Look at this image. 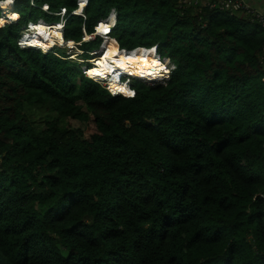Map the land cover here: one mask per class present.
<instances>
[{
  "label": "trees",
  "instance_id": "1",
  "mask_svg": "<svg viewBox=\"0 0 264 264\" xmlns=\"http://www.w3.org/2000/svg\"><path fill=\"white\" fill-rule=\"evenodd\" d=\"M21 2L0 26V264H264V23L181 0H89L83 15ZM62 7L66 39L115 9L122 50L157 48L176 69L112 96L19 45Z\"/></svg>",
  "mask_w": 264,
  "mask_h": 264
},
{
  "label": "bare ground",
  "instance_id": "2",
  "mask_svg": "<svg viewBox=\"0 0 264 264\" xmlns=\"http://www.w3.org/2000/svg\"><path fill=\"white\" fill-rule=\"evenodd\" d=\"M79 1V7L82 4V0ZM89 0H86V4ZM11 2L3 3V9L7 11L9 17H10V4ZM85 4V6H86ZM85 6H82L83 8ZM79 8V12L82 11L83 8ZM77 10V11H78ZM13 20L17 19V13L11 15ZM6 20V19H3ZM115 16H111L107 21H103L101 25H99V32L105 33L108 28L112 27L115 23ZM2 21V20H1ZM43 21V20H42ZM38 22L35 23L33 26H31V39L35 41L37 44H32L29 40H27V45L24 44L25 37L22 40V45L24 46H31L37 49H43L47 52H50V49L52 45H54L55 42H58L61 47H64V29L63 32L61 29L63 28L61 26V23H54V24H47L46 22ZM36 33V34H35ZM34 35V36H33ZM54 39V40H53ZM86 40H89L87 38ZM116 42L115 40H107L108 42ZM104 46V50L100 52L101 56L98 57V61L96 64H94L93 68L89 71L90 75L97 76L99 79H105L109 75H113L114 77H117L116 80H113V78L110 79V86L113 87L114 92H123L125 95L130 94V88L127 89V92L125 91L124 86L119 85L120 81V75L122 73H125L126 75L135 76L143 81H159L162 78L161 72L164 71V69H168L167 64L160 60L158 57L156 51H150V50H141L139 48H136L134 50H131L130 52H122L118 48L112 49L113 46L106 44ZM73 42L70 40V45L68 47L73 48ZM111 44V43H110ZM147 49V48H145ZM153 49V48H152ZM156 50V49H155ZM102 79V80H103ZM116 79V78H114ZM113 80V81H112ZM125 85V84H124ZM125 87H129V85H126ZM117 89V90H116Z\"/></svg>",
  "mask_w": 264,
  "mask_h": 264
},
{
  "label": "clouds",
  "instance_id": "3",
  "mask_svg": "<svg viewBox=\"0 0 264 264\" xmlns=\"http://www.w3.org/2000/svg\"><path fill=\"white\" fill-rule=\"evenodd\" d=\"M1 1H4V0H0V2ZM17 1V0H16ZM16 1H14V2H16ZM29 3H30V1H28ZM77 4H78V9H79V3H78V0H77ZM87 6H85L83 9H82V11L81 12H78L79 10L78 9H76V10H74V11H72L71 12V14H77V15H83L84 14V10H85V8H86ZM11 10H10V17H9V15H8V13H7V11H5L4 9H3V7H1L0 6V10H1V15H0V21L1 20H3V19H6V22L5 23H0V26H3V25H5L6 23H8V22H12V23H16V22H19V20H20V14L16 11V5L14 4L13 5V7H9ZM63 8L64 7H62L61 8V10L60 11H58V12H63L64 10H63ZM44 10V9H43ZM78 10V11H77ZM45 11H47V10H45ZM65 11L67 12L66 13V15H65V17H64V19L63 18H61V16L60 15H58L59 16V18H60V20H59V22H57V23H61L62 25H63V29H64V39H65V44H64V47H61L60 46V44L59 43H57V42H55L54 43V45H52V47H51V49H50V52H47V51H45V50H43V49H38V50H41L42 52H46V53H54V54H56L58 57H61V58H65L66 60H72V61H75V62H78L79 64H80V67L82 68V73L85 75V76H87V77H89L90 79H92L93 81H95L96 83H99L102 87H104L105 89H107L108 90V92L112 95V96H119V95H122V96H124V97H126V98H131V97H133L134 95H135V89L133 88V86H132V84L131 83H128V85H129V88H130V91H133V94L132 95H125L123 92H113V90H112V88H111V86H110V79H111V76L109 75L106 79H104V80H102V79H99L97 76H91L90 74H89V71L93 68V66H94V64H96V62L98 61V57H100L101 56V54H98L97 52H100L101 53V51H103L104 50V46H103V44H104V42H105V40L107 39V38H111V39H114L115 41H117L114 37H112L111 36V34H112V31H113V28L115 27V25H116V23H117V12H116V10L115 9H113L112 11H111V13L108 15V17L105 19V20H102V21H100V22H98V24L95 26V30H94V32L93 33H87L86 31H85V33H84V35H83V37H82V40L80 41V42H76V41H74V40H72V42L74 43L73 44V48H70L69 49V44H70V39H66V37H65V23H66V20H67V17H68V15H69V11L65 8ZM15 13H18L19 14V18L18 19H16V20H13L12 19V17H11V15H13V14H15ZM57 13V12H56ZM115 14V23H114V25L112 26V27H110V28H108L109 30V32L107 31H104L105 33H101V32H99V30H97V27H99V25H101V23L103 22V21H107L111 16H113ZM57 15V14H56ZM41 20H44V19H39L37 22H34L33 23V21H30L26 26H27V31H24V32H22V35H21V37H20V39H19V45L21 46V47H23V48H33V49H37V48H34V47H31V46H24V45H22V40L24 39V37H25V35L27 34V33H30L31 31H33L32 29H31V26H33L35 23H38V22H40ZM47 24H54V23H49V22H47L46 20H44ZM26 28V27H25ZM93 35V36H92ZM99 35H101L102 36V42H101V44H100V47L99 48H96V49H93L92 51H88V50H86V49H84L81 45H82V43H84V42H90V41H93V40H96L97 39V37L99 36ZM85 37H89V40H86L85 39ZM117 43H118V48H119V50L120 51H122V52H130L131 50H122L121 48H120V44H119V42L117 41ZM78 45V46H77ZM56 48H61V49H63V50H65L66 51V54H65V56H62V55H60V52H55V49ZM153 49H156V53H157V55H158V57L161 59V61H163V62H165V60H167L168 61V64H167V66H168V69H171L172 71H170V75L172 74V72L176 69V65H175V63H173L169 58H162L161 57V55L158 53V51H157V48H153ZM134 50V49H133ZM67 51H72V52H70V53H68ZM96 52V53H95ZM91 65V66H88V65ZM175 66V68H172V66ZM80 68V69H81ZM123 78H125V79H131V80H137V81H140V82H144V83H150V84H154V83H162V82H160V81H143L142 79H140V78H138V77H135V76H130V75H126L125 73H122L121 75H120V78H119V81L123 84L124 82L122 81V79Z\"/></svg>",
  "mask_w": 264,
  "mask_h": 264
},
{
  "label": "built area",
  "instance_id": "4",
  "mask_svg": "<svg viewBox=\"0 0 264 264\" xmlns=\"http://www.w3.org/2000/svg\"><path fill=\"white\" fill-rule=\"evenodd\" d=\"M14 1H16V0H4V1H1L0 2V6L3 7L2 4L4 2L5 3L11 2L9 4V6L13 7V5L15 4ZM29 1H30V5L31 6H33V7L38 6L37 0H29ZM78 3H79V1H78ZM88 3H89V1H88ZM88 3L86 4V6L88 5ZM180 5H183V7H185V8L199 7L200 11L202 10V7L205 6V7H209L211 10L212 9H217L219 11L230 12V13L247 12L250 15H252V19L256 18L257 20H259V21L264 23V15L258 13L257 16H256L255 15L256 14L255 10H253L252 7L249 5V3H247L245 0H181ZM42 9L47 10V7L43 6ZM63 10H64L63 12H57L56 13L57 15H60L61 18H64L66 13H67L65 11V8H63ZM97 30H99V27H97ZM108 30L109 29H107L106 32ZM86 38H89V37H85V39ZM109 39H111V38H107L105 40L103 46H105L106 41L109 40ZM165 63H168V61L165 60ZM172 68H175V66L173 65ZM170 71H172V70L171 69H164V71L161 72V74L163 76H162V78L159 81L164 83V81L168 80L169 77H170ZM132 94H133V91H130V95H132Z\"/></svg>",
  "mask_w": 264,
  "mask_h": 264
},
{
  "label": "rangeland",
  "instance_id": "5",
  "mask_svg": "<svg viewBox=\"0 0 264 264\" xmlns=\"http://www.w3.org/2000/svg\"><path fill=\"white\" fill-rule=\"evenodd\" d=\"M29 0H22V2L20 3L22 6H25L26 4L25 3H27ZM83 4H86V0H85V2L83 1ZM15 5L17 6V4H16V2H15ZM44 6H46L47 7V12L50 10L49 9V6L48 5H44ZM83 8V7H82ZM79 12V11H78ZM256 12V16H257V14L258 13H260V12H257V11H255ZM249 14V13H248ZM260 14H262V13H260ZM263 15V14H262ZM114 16H115V14H114ZM39 18H43V19H45V20H58L59 18L58 17H56V18H49L48 16H46L45 14H40L39 15ZM64 19V18H63ZM6 21V20H5ZM47 21V22H48ZM43 22V21H42ZM33 23H34V19H33ZM27 25V24H26ZM61 26L63 27V25L61 24ZM24 31H27V26H26V28L24 29ZM23 31V32H24ZM61 31L63 32V28L61 29ZM36 34V33H35ZM31 33H27L26 35H25V42L27 41V40H29L30 42H32V44H37L35 41H33V39H31ZM34 36V35H33ZM54 40V39H53ZM58 43V42H57ZM64 43H65V39H64ZM25 44V43H24ZM70 45V44H69ZM110 45V44H109ZM78 46V45H77ZM69 49H70V47H69ZM112 49H115V47H113ZM55 52H57L58 53V48H56L55 49ZM68 53H70V52H72V51H67ZM66 54V51L65 50H63V51H60V54L62 55V54ZM100 54V53H99ZM161 60V59H160ZM72 62H74L75 64H76V66H78V67H80V64L78 63V62H75V61H72ZM88 66H91L90 64L88 65ZM81 68V67H80ZM93 69H96V68H93ZM81 70H82V68H81ZM111 76V78H113V80H116V82H117V77H114L113 75H110ZM114 78H116V79H114ZM103 79V78H102ZM104 79H105V77H104ZM103 79V80H104ZM112 80V81H113ZM122 81L124 82L123 84H125V85H128V83H131L132 85H136V82L135 81H133V80H131V79H125V78H123L122 79ZM78 83V82H77ZM120 84H122L121 82H119ZM164 83H165V81H164ZM111 84V83H110ZM114 87V86H113ZM113 87L111 86V88H112V90H113ZM124 88H125V91L124 92H127V89L129 90V87H125L124 86ZM117 90V89H116ZM34 110V115L36 116V117H39V116H41V115H43V113L40 111V109H38V108H34L33 109ZM70 123H71V125L72 126H75V127H82V128H86V125L88 124L87 122H82V121H79L78 119H71L70 120ZM35 125H36V127L38 126V128L40 129V130H42V129H45L46 127H47V125H46V123H34Z\"/></svg>",
  "mask_w": 264,
  "mask_h": 264
},
{
  "label": "crops",
  "instance_id": "6",
  "mask_svg": "<svg viewBox=\"0 0 264 264\" xmlns=\"http://www.w3.org/2000/svg\"><path fill=\"white\" fill-rule=\"evenodd\" d=\"M252 7L253 10L258 11L264 15V0H245Z\"/></svg>",
  "mask_w": 264,
  "mask_h": 264
}]
</instances>
